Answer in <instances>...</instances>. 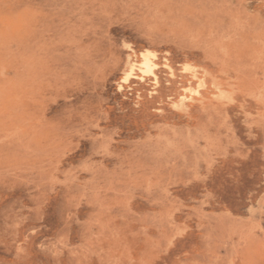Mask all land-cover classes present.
I'll use <instances>...</instances> for the list:
<instances>
[{
	"label": "rangeland",
	"instance_id": "rangeland-1",
	"mask_svg": "<svg viewBox=\"0 0 264 264\" xmlns=\"http://www.w3.org/2000/svg\"><path fill=\"white\" fill-rule=\"evenodd\" d=\"M0 264H264V0H0Z\"/></svg>",
	"mask_w": 264,
	"mask_h": 264
}]
</instances>
